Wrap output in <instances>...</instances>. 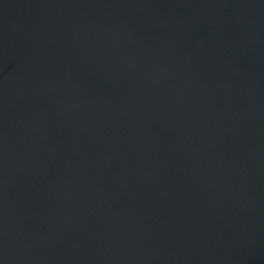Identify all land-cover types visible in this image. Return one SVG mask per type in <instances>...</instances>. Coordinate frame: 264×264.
Here are the masks:
<instances>
[{
    "label": "water",
    "instance_id": "95a60500",
    "mask_svg": "<svg viewBox=\"0 0 264 264\" xmlns=\"http://www.w3.org/2000/svg\"><path fill=\"white\" fill-rule=\"evenodd\" d=\"M222 228L264 264V0H0V264H231Z\"/></svg>",
    "mask_w": 264,
    "mask_h": 264
},
{
    "label": "bare ground",
    "instance_id": "6f19581e",
    "mask_svg": "<svg viewBox=\"0 0 264 264\" xmlns=\"http://www.w3.org/2000/svg\"><path fill=\"white\" fill-rule=\"evenodd\" d=\"M220 237L225 257L231 264H262L259 259L252 257L250 253L237 249L235 243L233 242L234 237L228 229L222 228L220 230Z\"/></svg>",
    "mask_w": 264,
    "mask_h": 264
}]
</instances>
